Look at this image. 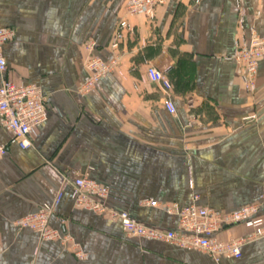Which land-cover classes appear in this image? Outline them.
Wrapping results in <instances>:
<instances>
[{"label": "crops", "instance_id": "crops-1", "mask_svg": "<svg viewBox=\"0 0 264 264\" xmlns=\"http://www.w3.org/2000/svg\"><path fill=\"white\" fill-rule=\"evenodd\" d=\"M128 0H0V27L13 28L3 45L7 77L33 83L46 98V119L32 147L20 149L0 126V264H264V238L241 246V256L212 260L200 250L148 239H128L116 221L73 207L68 180L87 176L109 189L107 203L140 222L172 229L171 204L220 213L264 207V55L256 87L243 89L233 55L253 35L264 37V0H166L152 20L129 17L134 35L112 49L117 17ZM94 56H121L125 77L111 72L92 92L77 88L87 76L84 45ZM148 65L166 71L171 89L145 80ZM48 224L68 243L42 241L14 222L51 205ZM152 199L159 207L143 205ZM243 225L217 234L245 236Z\"/></svg>", "mask_w": 264, "mask_h": 264}, {"label": "built area", "instance_id": "built-area-1", "mask_svg": "<svg viewBox=\"0 0 264 264\" xmlns=\"http://www.w3.org/2000/svg\"><path fill=\"white\" fill-rule=\"evenodd\" d=\"M198 3L201 0H194ZM166 0H128L123 15L118 18L112 49H117L123 38L134 35L135 29L128 18L143 15L152 20L158 6ZM15 32L11 27H0V126L11 133L12 142L20 149L32 147L37 135L38 127L46 119V98L40 88L33 83H16L7 77V64L2 54L4 44L13 39ZM95 42L88 41L84 45L86 52L84 68L87 76L77 88L79 94H88L95 88L96 83L106 74L115 72L124 78L121 70V56L113 55L104 61L94 56ZM233 58L242 65L241 79L243 87L252 93L255 89L257 68L264 55V37L253 35L249 42L237 45ZM144 78L155 84L165 97L164 106L167 112L174 114L175 107L167 100L171 89L166 71H161L153 65H148ZM6 147L0 146V156L6 154ZM65 184L72 187L73 207L98 214L110 221L120 223L128 239H148L169 243L184 249L200 250L209 255L212 260L220 258H239L241 246L247 242L264 238V207L253 204L240 207L234 211L220 213L205 206H199L198 195L193 192L189 204L180 206L171 204L165 207L168 214L177 217V226L172 229H162L144 224L126 211L111 207L107 203L109 189L87 176H80L72 180L64 179ZM56 198L51 205H43L33 214L24 216L14 222L16 227H26L35 232L42 241H60L71 246L75 257L82 259L85 253L64 231L51 228L48 224L57 205ZM143 205L159 207L155 200L148 199ZM243 225L249 232L242 237L222 241L217 234L231 226Z\"/></svg>", "mask_w": 264, "mask_h": 264}, {"label": "rangeland", "instance_id": "rangeland-1", "mask_svg": "<svg viewBox=\"0 0 264 264\" xmlns=\"http://www.w3.org/2000/svg\"><path fill=\"white\" fill-rule=\"evenodd\" d=\"M127 3V2H126ZM125 6H126V4H124V8H125ZM124 8H123V11H124ZM123 11L121 12V13H123ZM120 16V15H119ZM119 16L117 17V18H119ZM117 21H118V19H117ZM255 85H256V81H255ZM256 87V86H255ZM243 89H244V87H243ZM255 90V89H254ZM254 92V91H253Z\"/></svg>", "mask_w": 264, "mask_h": 264}]
</instances>
